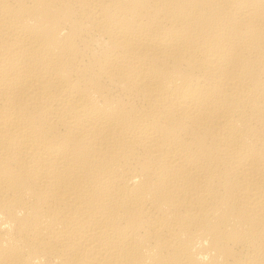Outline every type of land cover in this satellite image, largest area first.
I'll list each match as a JSON object with an SVG mask.
<instances>
[{"label":"bare ground","instance_id":"6f19581e","mask_svg":"<svg viewBox=\"0 0 264 264\" xmlns=\"http://www.w3.org/2000/svg\"><path fill=\"white\" fill-rule=\"evenodd\" d=\"M0 264H264V0H0Z\"/></svg>","mask_w":264,"mask_h":264}]
</instances>
